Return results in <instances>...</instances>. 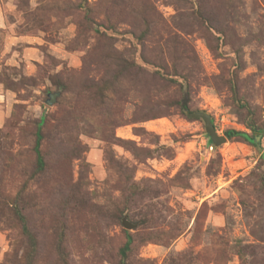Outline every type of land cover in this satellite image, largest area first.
Segmentation results:
<instances>
[{
    "label": "rangeland",
    "instance_id": "1",
    "mask_svg": "<svg viewBox=\"0 0 264 264\" xmlns=\"http://www.w3.org/2000/svg\"><path fill=\"white\" fill-rule=\"evenodd\" d=\"M0 113V264H264V0H0Z\"/></svg>",
    "mask_w": 264,
    "mask_h": 264
},
{
    "label": "water",
    "instance_id": "2",
    "mask_svg": "<svg viewBox=\"0 0 264 264\" xmlns=\"http://www.w3.org/2000/svg\"><path fill=\"white\" fill-rule=\"evenodd\" d=\"M191 116L192 117H200V118L204 119L205 124H206V130H207L212 142L215 145H218V144H220L226 140L225 136L219 135L217 133V130H216V128L212 122L211 116L208 113L203 112V111H197V112L191 114ZM124 225L127 227H132V224L129 223L127 220H124Z\"/></svg>",
    "mask_w": 264,
    "mask_h": 264
},
{
    "label": "trees",
    "instance_id": "3",
    "mask_svg": "<svg viewBox=\"0 0 264 264\" xmlns=\"http://www.w3.org/2000/svg\"><path fill=\"white\" fill-rule=\"evenodd\" d=\"M228 134L230 136L239 135V136H242L249 143H251V144L255 143L254 136L253 135H249L248 133H245V132H242V131L231 130V131H228ZM41 139H42V134H41V129L39 128L37 130V140H36L35 150L37 152V157H38V161L40 163V166H43L44 165V160H43V157H42L41 151H40ZM126 247H128V244H126Z\"/></svg>",
    "mask_w": 264,
    "mask_h": 264
},
{
    "label": "crops",
    "instance_id": "4",
    "mask_svg": "<svg viewBox=\"0 0 264 264\" xmlns=\"http://www.w3.org/2000/svg\"><path fill=\"white\" fill-rule=\"evenodd\" d=\"M5 120H6V114L2 115L0 113V128L3 127V124L5 123Z\"/></svg>",
    "mask_w": 264,
    "mask_h": 264
}]
</instances>
